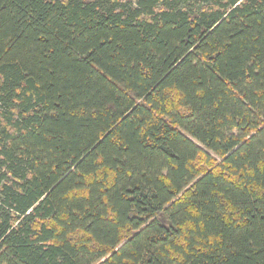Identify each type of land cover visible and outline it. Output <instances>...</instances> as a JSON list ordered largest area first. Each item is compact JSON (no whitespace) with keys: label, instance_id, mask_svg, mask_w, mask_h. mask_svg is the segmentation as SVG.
I'll return each mask as SVG.
<instances>
[{"label":"trees","instance_id":"1","mask_svg":"<svg viewBox=\"0 0 264 264\" xmlns=\"http://www.w3.org/2000/svg\"><path fill=\"white\" fill-rule=\"evenodd\" d=\"M0 264H264V0H0Z\"/></svg>","mask_w":264,"mask_h":264},{"label":"rangeland","instance_id":"2","mask_svg":"<svg viewBox=\"0 0 264 264\" xmlns=\"http://www.w3.org/2000/svg\"><path fill=\"white\" fill-rule=\"evenodd\" d=\"M127 2H132V3H136L137 0H126Z\"/></svg>","mask_w":264,"mask_h":264}]
</instances>
